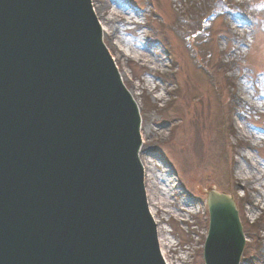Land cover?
I'll return each mask as SVG.
<instances>
[{"label": "water", "instance_id": "95a60500", "mask_svg": "<svg viewBox=\"0 0 264 264\" xmlns=\"http://www.w3.org/2000/svg\"><path fill=\"white\" fill-rule=\"evenodd\" d=\"M88 2L0 0V264H164L136 105ZM208 209L201 257L238 264L232 200Z\"/></svg>", "mask_w": 264, "mask_h": 264}, {"label": "rangeland", "instance_id": "374dc122", "mask_svg": "<svg viewBox=\"0 0 264 264\" xmlns=\"http://www.w3.org/2000/svg\"><path fill=\"white\" fill-rule=\"evenodd\" d=\"M95 1L139 107L164 259L203 264L212 189L236 204L240 264H264V0Z\"/></svg>", "mask_w": 264, "mask_h": 264}, {"label": "bare ground", "instance_id": "6f19581e", "mask_svg": "<svg viewBox=\"0 0 264 264\" xmlns=\"http://www.w3.org/2000/svg\"><path fill=\"white\" fill-rule=\"evenodd\" d=\"M94 2V1H93ZM91 3L92 5V9H93V11H94V13L95 14H97V12H96V8H95V6H94V3ZM97 4H100V1L99 0H96L95 1ZM97 16V15H96ZM98 18V17H97ZM98 21H99V19H98ZM99 24H100V26H101V28H102V26H103V23H101L100 21H99ZM102 35H103V37H105V36H107L108 35V31L107 30H104V28H102V33H101ZM141 150H142V148H141ZM140 154H141V152H140ZM139 154V155H140ZM140 157V161H141V164H142V166H143V168H144V177H145V188H147V186L149 185V180H150V177H151V175L148 173V172H146V167H145V163L143 162V160H142V158H141V155L139 156ZM152 178H153V176H152ZM149 202V201H148ZM149 204H150V207L152 206V203H150L149 202ZM151 210V212H152V208L150 209ZM153 213V212H152ZM157 222V221H156ZM158 231H159V229H158ZM161 236H159V244H160V248H162V247H164V243H163V239L162 238H160ZM162 251V250H161ZM162 255L164 256V253L162 252Z\"/></svg>", "mask_w": 264, "mask_h": 264}]
</instances>
